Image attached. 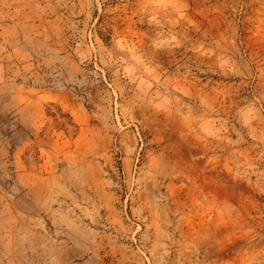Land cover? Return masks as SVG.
Segmentation results:
<instances>
[{
  "label": "rangeland",
  "instance_id": "obj_1",
  "mask_svg": "<svg viewBox=\"0 0 264 264\" xmlns=\"http://www.w3.org/2000/svg\"><path fill=\"white\" fill-rule=\"evenodd\" d=\"M0 264H264V0H0Z\"/></svg>",
  "mask_w": 264,
  "mask_h": 264
},
{
  "label": "crops",
  "instance_id": "obj_2",
  "mask_svg": "<svg viewBox=\"0 0 264 264\" xmlns=\"http://www.w3.org/2000/svg\"><path fill=\"white\" fill-rule=\"evenodd\" d=\"M24 173V172H23Z\"/></svg>",
  "mask_w": 264,
  "mask_h": 264
}]
</instances>
